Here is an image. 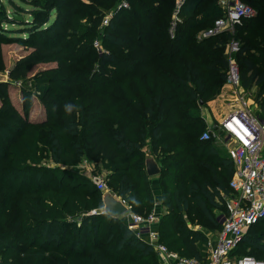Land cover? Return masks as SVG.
I'll return each instance as SVG.
<instances>
[{"label": "trees", "instance_id": "1", "mask_svg": "<svg viewBox=\"0 0 264 264\" xmlns=\"http://www.w3.org/2000/svg\"><path fill=\"white\" fill-rule=\"evenodd\" d=\"M21 1L31 9L9 0L10 14L0 1V73L7 70L4 44L33 49L9 70V81H0V252L16 255L0 264H160L154 247L123 216L90 213L104 207V193L73 170L85 146L108 170L110 192L133 212L150 214L160 198V243L207 262L198 245L206 236L183 214L196 211L207 229L220 231L235 167L213 141L201 140L206 124L199 111L226 82V45L235 38L242 87H259L256 103L264 118V0H250L257 15L234 34L208 38L198 34L223 17L218 0H185L174 38L169 28L176 0H129V9H118L122 0ZM96 40L107 49L98 50ZM46 62L61 67L36 75L42 107L30 119L34 95L22 87L20 108L9 95L10 82H26L31 69ZM66 102L79 111L66 115ZM44 154L71 170L41 165ZM148 157L160 168L156 177L147 174ZM259 228L264 220L231 255L261 260Z\"/></svg>", "mask_w": 264, "mask_h": 264}, {"label": "built area", "instance_id": "2", "mask_svg": "<svg viewBox=\"0 0 264 264\" xmlns=\"http://www.w3.org/2000/svg\"><path fill=\"white\" fill-rule=\"evenodd\" d=\"M182 4L183 2L178 4L176 17L170 24L171 38L175 37L179 21L177 15ZM218 4L223 10V17L215 21L214 27L200 32L199 38L212 37L224 31L234 34L236 26L244 19L257 15L250 0H218ZM130 7L129 0H122L118 5V9ZM110 19L111 16L106 17L103 23L108 24ZM240 49V42L232 38L225 51L228 60L225 85L236 91L242 87L241 70L236 60ZM201 140L229 144L228 155L235 167L230 181L233 192L224 196L227 212L219 217L222 227L216 240L209 244L208 264H264L251 255H231L248 230L264 220V118L251 111L246 101L241 99V107L227 114L215 128L205 130ZM92 181L101 191L107 189L106 180L102 176H94ZM122 201L129 207L128 213L124 215L128 227L131 230L137 229L139 233H149L150 245L154 247L163 264H204L198 259L180 256L160 243L159 234L151 230L158 220L155 210L143 217L133 213L131 206Z\"/></svg>", "mask_w": 264, "mask_h": 264}, {"label": "rangeland", "instance_id": "3", "mask_svg": "<svg viewBox=\"0 0 264 264\" xmlns=\"http://www.w3.org/2000/svg\"><path fill=\"white\" fill-rule=\"evenodd\" d=\"M0 1L4 5L7 13L10 14L13 11V7L10 5L9 0H0ZM14 1H15V3H17V5L19 7H23L24 9H31V6L25 5L24 3H22L21 0H14ZM83 1L85 3H89V0H83ZM184 1L185 0H176L175 1V7H174L173 14H172L171 22L176 17V11H177V9L179 7L178 4L180 2L184 3ZM111 9L105 10L106 17H108V16L110 17L111 16V18H112L111 13H112L113 10H111ZM180 9H179V11H180ZM25 16H26V18H29L28 15H25ZM177 17L179 19L178 22H180V20H182V18H181L179 13H178ZM86 23H87L86 19H83L81 21V24H86ZM4 27H6V28H14V26H9V25H5ZM95 42H99L100 43L99 46H97L98 50H106L107 49L106 47L102 46V43L99 40H96ZM32 51H33L32 48L27 47V46L23 45L22 43L4 44L3 45V53H4V58H5V63H6L7 70L4 73H0V81H9V77H8L9 70L20 59H22L23 57L29 55ZM249 55H252V54H249ZM60 67H61V65L58 64L57 62L40 63V64L35 65L31 69L30 75L25 80L26 82H24L23 80H21L19 82H10L11 84H10V88H9V95L12 97V100H13L14 104L19 106L20 108H21L20 102H21V97H22V94H21L22 93V87L25 86L26 89L30 90L32 92V94L34 95L33 97L35 98L34 99L35 101H34V106H33V109H32L33 111L31 110V112H30V116H29L30 119H35L38 116V114L41 112L39 109H41V107H42V106H40L41 103H40L39 98L37 99V97L35 96V95H37V92H36L35 87H34V82H35V79H36V75L38 73H40V72L49 71L51 69H58ZM95 69H96V67L94 66L91 69V71H93ZM242 88L243 87H241L238 91L243 90ZM238 91L234 90L233 88H229V87H226V86L223 85V86H221L219 88V90H218V92L216 94L211 95L210 98H208L209 101H207V104L211 103L212 101H214L212 103V107H211L212 111H217L218 110V115L214 118L215 122L212 123L213 125L211 126V128H215L218 125V123L220 121V118L221 117L222 118L225 117V113L226 112H230V111L236 109L235 106L237 104L236 97H237ZM246 94H247V96H246L247 100H250L252 102V104H253L254 111H259V107H258V105L256 103V100H257L258 95H259V87L255 86V87H253L250 90H246ZM219 114H220V116H219ZM42 117L46 118L45 114H43ZM85 150L86 151L84 152L83 160L73 170L78 175H81L84 178H87V179H90V180H92V177H94V176H102L106 180V176L108 174V170H106L103 167L102 162H100L95 155H90L89 154L90 149H89L88 146H85ZM44 157L46 159L42 160V161H39V162H40L41 165H44L47 168H52V169H70L71 170V168H69L67 166L59 165V164H53L52 161L47 159V155L46 154H44ZM106 192H110V188L108 186H107V189L105 191H103V193H106ZM159 209H161V207ZM102 211H103V207L102 208H95L90 213L102 212ZM133 213H135L137 215H141L143 217L146 216V214H141V213L138 214V212H133ZM196 213H197L196 211H193L192 213L185 212L183 214V217L188 222V225L190 227H192V229H194L196 231H200L206 236L205 240L199 242L198 245L204 251L207 252L208 248H209V244L213 240V236H214L215 231L212 230V229H207L206 226L204 225L205 223H204L203 219L201 217H199V214L197 215ZM263 230H264L263 228H259V229L256 230V232L260 233ZM106 233H107V226L105 225V227L103 228L102 235H105ZM15 257H16V255L14 254L13 250L0 252V259H9V258H15ZM261 261L264 262V257L261 259Z\"/></svg>", "mask_w": 264, "mask_h": 264}, {"label": "crops", "instance_id": "4", "mask_svg": "<svg viewBox=\"0 0 264 264\" xmlns=\"http://www.w3.org/2000/svg\"><path fill=\"white\" fill-rule=\"evenodd\" d=\"M224 86H226V85L224 84ZM242 89L243 90H241V91H239V93H237V97H236L237 104L235 106L236 107L235 110H237V109H239L241 107V99H243V100L246 101V104L249 106V109L251 111H253L255 113H258V111H254V107H253L252 102L250 100H247V98H246V96H247L246 90L244 88H242ZM213 102L214 101H212L211 103L206 104L205 106L203 105V102L201 103V107L202 106H204V107H202L200 109L199 114H200V116L203 117V119L205 121V124H206V129L205 130H207L208 128H211V126L213 125L212 123L215 122V119L214 118L218 115V110L217 111H212V108L211 107H212V103ZM232 111H234V110H232ZM230 112H226L225 113V117ZM219 116H220V114H219ZM225 117H223V118L221 117L220 118V121H219L218 125L221 123V121H223V119ZM214 144L217 147L218 151L221 153V155H223V156H227L228 155L229 144H227L226 142H223V141H217V142L214 141ZM159 204H160V198L158 197V199L156 200V208H155V212H156V215L158 217V220L156 221V223L154 224V226H152V229H151L153 232H157V233H158V230H157L156 225H157V223H158V221L160 219V215H161V213L159 212V208H158L160 206ZM123 218L126 221V217L124 216ZM134 231L136 232V234L138 236L141 237L142 240H144L146 243L150 244L151 237H150V235H149L148 232H146V233H139L137 229H134ZM218 233H219V231H215L214 236H213V240L211 242H213V241L216 240ZM206 253H207V262L201 261L204 264H208L209 263V248H208V251ZM158 258H159V256H158ZM159 262H160V264H163V262L160 260V258H159Z\"/></svg>", "mask_w": 264, "mask_h": 264}, {"label": "water", "instance_id": "5", "mask_svg": "<svg viewBox=\"0 0 264 264\" xmlns=\"http://www.w3.org/2000/svg\"><path fill=\"white\" fill-rule=\"evenodd\" d=\"M146 170L149 177H156L160 174V168L153 157L147 158ZM103 204L102 212L115 219L124 216L129 211V207L112 192L104 193Z\"/></svg>", "mask_w": 264, "mask_h": 264}, {"label": "clouds", "instance_id": "6", "mask_svg": "<svg viewBox=\"0 0 264 264\" xmlns=\"http://www.w3.org/2000/svg\"><path fill=\"white\" fill-rule=\"evenodd\" d=\"M63 111L66 115H71L74 111H79V106L73 103L66 102L63 105Z\"/></svg>", "mask_w": 264, "mask_h": 264}]
</instances>
